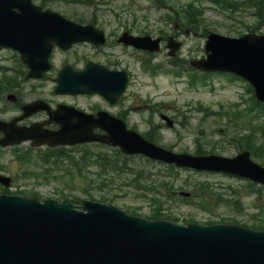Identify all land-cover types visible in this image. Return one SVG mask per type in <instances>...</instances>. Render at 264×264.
Segmentation results:
<instances>
[{
    "label": "rangeland",
    "instance_id": "1",
    "mask_svg": "<svg viewBox=\"0 0 264 264\" xmlns=\"http://www.w3.org/2000/svg\"><path fill=\"white\" fill-rule=\"evenodd\" d=\"M91 6L72 4L77 14H92L109 17L118 15L139 16L141 29L152 36H168L178 34L183 42L181 50L176 57H170L168 49L154 54L138 53L139 58L134 60L129 53H121L117 50L118 58L123 57L124 64H129L134 73V78L125 94L123 108L132 106L128 123L141 133L149 131L158 142L165 147H171L177 152L195 153L199 148L207 153H216L223 156H234L238 148H246V143L240 141L238 135L251 133L253 144L259 148L264 144V114L261 113V105H255L253 110L242 114L235 111H246L249 102L248 87L246 82L235 80L226 75L202 76V71L192 69L190 64L174 65L176 58L189 60L205 56L206 38L199 34L203 27L211 31L230 37H237L245 32H252L248 27L254 22L251 12L243 7L236 12L237 18L230 19L220 9V4L213 0H87ZM242 1V0H241ZM190 3L203 8L204 23L200 25L197 35L185 33L184 28L176 29L180 19L185 20L188 12L185 9ZM172 8V9H170ZM55 9L64 13H71L73 8L65 6L62 0L55 1ZM183 9V10H182ZM169 13H173L177 20H168ZM193 15L195 14L192 13ZM191 15V16H193ZM258 33H264V24L260 25ZM152 56L156 69L146 70L145 60ZM0 63H11V54L8 51H0ZM172 71V72H171ZM179 71L180 75L173 73ZM52 74V73H51ZM56 76V72H55ZM191 76L197 78V83L190 86ZM95 103V100H92ZM208 107L209 110L206 108ZM117 110V108H114ZM167 114L175 121V126L170 128L161 118V114ZM259 114V115H258ZM160 127V129H158ZM243 143V147L240 146ZM114 152L113 150H111ZM253 154L255 161L264 165V152ZM4 161L8 167L6 172L13 171L16 166L9 153H3ZM124 157V156H122ZM126 159V157H124ZM68 163H70L67 160ZM127 166L133 169L146 170L147 174L160 172L175 173L178 178L177 190L193 195L195 205L181 197L180 193H173L174 199L163 200L164 212L183 223V219L205 223L208 220L216 222L239 223L253 225L252 217L256 224H264V185H249L247 180L229 176L226 174L211 172H197L190 168L170 167L165 163L149 162L143 156H134L126 159ZM67 167V163L63 164ZM48 172L40 164H25L20 171L34 173L43 172L40 180L35 177L21 179L15 177L11 190L38 191L41 197L59 198L57 191L70 189L68 182L79 185V188L92 189L95 196H101L96 190L95 175L97 168H85L80 178H71L70 175H61L52 168ZM76 171L74 170L73 173ZM77 173V172H76ZM105 178H107L105 176ZM133 174L131 171L115 177L108 189L110 193L117 194L113 203L126 209V205L139 207L141 215L153 213V205L143 199L142 191H136L130 186ZM46 179V182L43 181ZM175 181V179H173ZM96 183V184H95ZM182 184V185H180ZM1 189V186H0ZM106 191V190H105ZM175 191V190H174ZM107 192V191H106ZM76 193H82L76 190ZM107 195L108 192H107ZM113 197V196H111ZM225 219L226 221H222ZM263 226V225H261ZM257 228V227H255Z\"/></svg>",
    "mask_w": 264,
    "mask_h": 264
},
{
    "label": "water",
    "instance_id": "2",
    "mask_svg": "<svg viewBox=\"0 0 264 264\" xmlns=\"http://www.w3.org/2000/svg\"><path fill=\"white\" fill-rule=\"evenodd\" d=\"M206 50L208 59L198 66L247 78L264 100V36L234 39L212 34ZM77 75L86 81L89 92L102 91L89 84L87 73ZM71 78L76 76L67 72L60 77ZM113 90L119 95L121 88ZM110 92L104 93L109 97ZM118 124L108 125L107 130L113 144L125 152H142L202 170H223L264 183V167L253 162L248 152L233 159L176 155ZM70 131L63 129L55 144L83 140ZM74 203L49 199L42 204L35 198L1 195L0 264H264V233L236 225L150 221L89 201L81 202L87 212H77Z\"/></svg>",
    "mask_w": 264,
    "mask_h": 264
},
{
    "label": "flooded vegetation",
    "instance_id": "3",
    "mask_svg": "<svg viewBox=\"0 0 264 264\" xmlns=\"http://www.w3.org/2000/svg\"><path fill=\"white\" fill-rule=\"evenodd\" d=\"M95 19L93 18L92 21L95 22L96 21ZM6 84L7 82H5L4 80H0V116L7 120L18 119L19 116H21V114L23 113V110H21L23 104L34 101L39 98H43L42 96L37 95L38 93L42 94L43 92L42 81L24 80V81H20V84H23L22 89L19 90L16 86H14L15 93L17 94L18 97V102L4 103L3 99L8 93V86ZM49 102L51 103L52 107L55 108V98L50 99ZM103 102L104 104L96 103L92 107V109L94 110L92 112H98L101 109L111 108V106L108 105L106 101ZM70 104L76 107L80 106L79 103H70ZM17 124L20 126L34 125L38 127L42 125L43 128L52 131H55V129L58 128V126L55 125V120H51V116L48 113L44 112L43 110H38L37 112H34L31 116L19 120ZM0 134L2 135V133Z\"/></svg>",
    "mask_w": 264,
    "mask_h": 264
},
{
    "label": "trees",
    "instance_id": "4",
    "mask_svg": "<svg viewBox=\"0 0 264 264\" xmlns=\"http://www.w3.org/2000/svg\"><path fill=\"white\" fill-rule=\"evenodd\" d=\"M248 7L252 8L253 15L257 17L258 21H264V0H246ZM259 24L256 22L254 26H252L253 29L258 28ZM55 158L56 159H64L66 158L67 154L63 149H59L55 151ZM93 156L96 159L97 164H99L103 169L110 168L111 171L113 172H121V167L119 165V161H116L114 159H110L112 155L105 153V152H99L97 154H93ZM165 180L163 176L160 174H149L145 176L143 174L142 170L135 171V185L137 189H145V190H150L153 191V188H156L157 185L160 184L161 179ZM145 183V187L140 186V182ZM160 214L155 213L153 216L154 218H159Z\"/></svg>",
    "mask_w": 264,
    "mask_h": 264
},
{
    "label": "bare ground",
    "instance_id": "5",
    "mask_svg": "<svg viewBox=\"0 0 264 264\" xmlns=\"http://www.w3.org/2000/svg\"><path fill=\"white\" fill-rule=\"evenodd\" d=\"M24 9H28L30 12L36 13L32 9H30L26 4L24 5L23 10ZM33 20H34L33 14L30 13L29 15H25V19L22 22V24H20V25H17L15 23L10 24L9 25V31H11L12 33H17L18 31L24 30L28 34V40L33 45H35L39 48H42V44H43V49H46L47 43H48L50 37L52 36V34H47L41 41L38 37V32L41 28H43V26H41L39 23L34 22ZM58 39H59V37H58Z\"/></svg>",
    "mask_w": 264,
    "mask_h": 264
}]
</instances>
